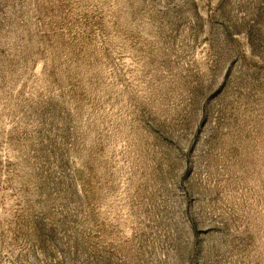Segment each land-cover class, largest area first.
Wrapping results in <instances>:
<instances>
[{
	"label": "rangeland",
	"instance_id": "1",
	"mask_svg": "<svg viewBox=\"0 0 264 264\" xmlns=\"http://www.w3.org/2000/svg\"><path fill=\"white\" fill-rule=\"evenodd\" d=\"M0 264H264V0H0Z\"/></svg>",
	"mask_w": 264,
	"mask_h": 264
}]
</instances>
